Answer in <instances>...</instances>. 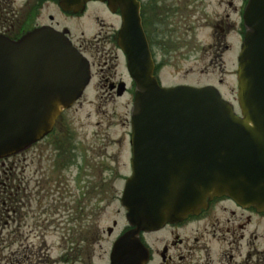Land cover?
Wrapping results in <instances>:
<instances>
[{"label":"water","instance_id":"95a60500","mask_svg":"<svg viewBox=\"0 0 264 264\" xmlns=\"http://www.w3.org/2000/svg\"><path fill=\"white\" fill-rule=\"evenodd\" d=\"M92 0H58L81 14ZM120 12L118 46L136 85L131 111L132 176L120 199L132 228L115 243L112 264H145L139 233L198 214L214 197L264 211V0H249L238 59L240 115L212 86L163 88L141 27L137 0H95ZM68 31L0 36V159L44 138L90 81L88 61Z\"/></svg>","mask_w":264,"mask_h":264},{"label":"flooded vegetation","instance_id":"af4514ba","mask_svg":"<svg viewBox=\"0 0 264 264\" xmlns=\"http://www.w3.org/2000/svg\"><path fill=\"white\" fill-rule=\"evenodd\" d=\"M49 1L0 0V34L18 39L38 27L49 26L58 29L54 26L52 17L49 16L46 22L39 19L46 6L55 4ZM17 2L21 5L18 9L14 8ZM246 2L247 0H208L207 3L204 0H140L142 25L155 62L157 63L155 46L165 48L166 45L164 41H154L155 37H151L150 16L155 15L159 25L164 20H171V36L177 33L180 36L192 35L189 36L190 42H185L184 45L192 51L195 48L194 33L201 26H196L199 19L190 26L186 21L177 24L191 11L192 16H201L200 19L207 23L201 27L208 29L212 38V43L206 47L202 46V51L205 52L208 47L210 50L217 48L224 54L229 53L235 67L239 54L237 48L240 47L244 31L242 16ZM206 7H212L213 12L207 14ZM111 17L119 24L118 15ZM96 21L101 28L92 40L81 38L80 42L72 43L83 55L87 54L90 48L94 49L99 66L100 87L104 93L102 96L116 99L131 95L133 99L134 87L127 75L122 78V75H117L115 68L108 67L113 59H117L116 50L119 51L116 47L117 28L111 33H103V23L97 17ZM229 37L231 43L227 42ZM120 58L125 71V58L122 54ZM220 65L225 67L222 60ZM233 69L228 73L235 77L236 69ZM219 82L222 84L224 81ZM60 119L45 139L27 150L33 151V165L35 150L39 145L45 143L46 147L51 148V152L46 155V167L40 165V160L37 162L35 171L27 176L25 189L22 187L23 183L18 182L13 174L9 175L5 170L0 171L4 177L0 182V264H97L92 262L88 253L82 252V244L87 242L82 237L81 229L83 168L81 156L74 145L73 134L68 129L64 130L66 126L60 127ZM62 146H66V149ZM131 157L132 148L128 141L126 166L129 172L121 178L123 185L121 189L116 190V196L122 195L125 181L132 174ZM16 158L17 156L13 157ZM5 162L0 161L1 168ZM56 170L60 173L59 178L69 175L70 179L53 177ZM116 174L115 172L114 175ZM71 182L75 189L73 193L70 189ZM95 190L96 186L92 185L90 191ZM72 199L74 208L69 205ZM112 226L113 228L106 230L107 236L113 237V240L107 257L103 259L105 264H112L111 251L115 242L130 230L127 223L119 233H115L117 223L113 222ZM50 231L57 235L56 243L62 244V249L50 246ZM101 233L105 234V231L101 230ZM97 234L94 226L91 239L96 241L95 245L100 244L103 239ZM139 239L147 251L146 264H264V211L241 207L227 197L214 198L198 215L189 216L180 223L168 224L156 232L140 233ZM6 244L14 248L9 253H5ZM55 251L57 253H54Z\"/></svg>","mask_w":264,"mask_h":264},{"label":"rangeland","instance_id":"374dc122","mask_svg":"<svg viewBox=\"0 0 264 264\" xmlns=\"http://www.w3.org/2000/svg\"><path fill=\"white\" fill-rule=\"evenodd\" d=\"M150 1L153 2V0ZM207 1L204 0L205 3ZM20 6L19 2L16 5L14 4V8L18 9ZM205 12L211 14L213 8L206 7ZM49 16L52 17V22L58 29H68L72 40L75 42H80L81 38L90 41L100 31L101 26L96 21V17L103 22V33H111L118 27L113 18L109 17L101 6L92 3L88 4L81 18H68L52 5L44 8L39 19L41 22H46ZM150 17L151 19H148L151 23L149 27L151 37H155L154 41L157 39L164 41L166 45L165 48L155 46L157 64L161 67L158 73L161 84L166 87L214 85L227 100L235 105L236 82L232 73L228 72L234 70L233 68L236 69L237 64L234 67L229 53L224 54L222 50L218 51L217 48L210 50L207 47L205 52L202 51V46L206 47L207 44H211L212 38L209 36L208 29H202L201 26L207 23L200 19L201 16H192L190 11L185 18L180 19L177 23L179 25V23L186 21L190 26L195 23L196 19H199L196 26H201L194 33L195 48L192 51H189L191 48L188 50L184 46L185 42H190L191 37L189 36L192 35L180 36L177 33L171 36V20H164L159 25L155 15ZM227 42L231 43L230 37L227 38ZM238 51L239 46L237 54ZM94 53V49L90 48L88 53L85 54L92 64V80L89 88L70 110L63 113L58 124L61 125L60 127L62 125L66 126L64 130L68 129L73 134L76 151L81 156L83 168L81 178L83 187L81 190V229L82 237L87 241L86 244H82V252L83 254L88 253L92 262L105 264L103 259L107 257L113 240V237L109 238L107 236L106 230L112 227L113 222L117 223L115 233H119L126 225L125 213L119 203L120 194L116 196L115 192L122 188L123 180L121 178L129 172L126 163L128 161L129 119L132 97L131 95H125L121 98L109 99L102 96L104 93L100 87L99 66ZM115 53L117 59H113L108 67L115 68L117 75H122V78H125L120 53L117 50ZM221 60L225 67L220 65ZM220 80L224 82L221 84ZM62 147L66 149V146ZM50 150L51 148L46 147V144L43 143L35 150L33 165H31L33 151L29 150L23 152L16 159L7 160L3 168L0 166V171L5 170L9 175L13 174L14 178L16 177L19 180L18 182L23 183L22 187L25 189L27 176L35 171L38 166L37 162L40 160V165L46 167V155L51 152ZM57 172L52 176L58 179H70L69 175L59 178L60 173ZM115 172L116 175H114ZM1 176L0 182L4 180L3 174ZM92 185L96 186L95 191H90ZM70 189L72 193L75 191L72 182L70 183ZM69 201L66 200V202ZM69 205L74 208L73 199ZM94 226L98 231L97 236L103 237L98 245H95L96 241L91 239L94 235ZM101 230H104L105 234H102ZM49 236L50 246L62 249V244L56 243L55 238L57 235L53 231H50ZM6 245L5 253H9L10 250L14 249L10 244ZM54 253H57V251Z\"/></svg>","mask_w":264,"mask_h":264}]
</instances>
